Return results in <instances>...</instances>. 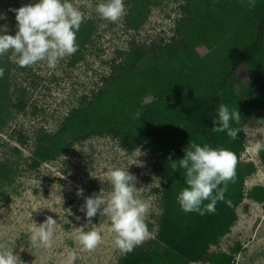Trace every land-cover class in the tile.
I'll list each match as a JSON object with an SVG mask.
<instances>
[{"label": "trees", "instance_id": "trees-1", "mask_svg": "<svg viewBox=\"0 0 264 264\" xmlns=\"http://www.w3.org/2000/svg\"><path fill=\"white\" fill-rule=\"evenodd\" d=\"M151 2L132 0L126 16L130 28L142 24ZM182 8L176 37L147 49L116 51L119 67L105 79L104 87L88 100L83 97L84 103L69 111L55 133L40 131L28 163L35 168L75 142L104 134L117 138L125 150L141 147L153 157L164 185L156 229L162 245L133 249L123 255L121 264H232L239 243L229 252L209 253L210 245L233 226L244 197L264 202L263 186L245 192L244 180L254 167L248 164L243 169L239 161L245 127L264 119V0H255L254 5L249 0H187ZM84 30L81 25L79 35ZM5 63L0 57L5 70L0 99L7 88ZM243 68L247 82L241 87L235 76ZM219 103L241 114L238 124L231 122L239 129L236 139L209 131ZM191 141L225 147L237 156L235 177L211 214L185 213L176 200L185 186L184 172H173L169 158H182ZM259 157L264 163V151ZM9 180V165L0 162V187Z\"/></svg>", "mask_w": 264, "mask_h": 264}, {"label": "rangeland", "instance_id": "rangeland-1", "mask_svg": "<svg viewBox=\"0 0 264 264\" xmlns=\"http://www.w3.org/2000/svg\"><path fill=\"white\" fill-rule=\"evenodd\" d=\"M186 1L152 0L142 24L132 29L126 22L132 0H125V14L116 22L96 14V0H72L85 14L81 24L85 26L84 35L77 33L76 53L64 57L54 70L44 62L20 67L10 53L3 56L7 88L5 97L0 99V162L9 165L10 180L0 187V248L13 247L23 264H68L72 251L76 252L74 264H121L125 253L114 246L106 218L98 213L91 218L93 224L87 225L97 227L103 236L93 250L79 245L75 231V227L87 223L80 211L84 197L100 191L106 195L111 191L108 172L114 166H128V171L138 180L137 195L152 202L146 216L152 235L134 249L161 247L156 229L162 213L164 185L153 157L145 149L137 147L144 153L137 157V148L128 151L112 135H95L64 148L53 159L41 161L35 168L28 163L37 134L40 131L49 135L55 133L69 111L84 103L83 97L88 100L104 87L105 79L119 67L117 50L147 49L176 37L175 23L183 14L182 6ZM30 2L32 0H0V13L6 16L0 24L7 25L9 34H14L16 25L14 13L9 9ZM244 69L235 76L241 87L247 82ZM256 139L264 140V119L260 125L245 127V148L239 161L243 169L248 164L254 167L244 180L245 192L258 185L264 187V163L259 154L251 150ZM78 188H83V196L76 195ZM37 207L39 209L34 211ZM236 214L233 226L210 245L209 253L229 252L239 243L240 249L232 264H264V202L244 197ZM46 216L57 219L52 245H34L29 238L31 219L39 223Z\"/></svg>", "mask_w": 264, "mask_h": 264}, {"label": "clouds", "instance_id": "clouds-1", "mask_svg": "<svg viewBox=\"0 0 264 264\" xmlns=\"http://www.w3.org/2000/svg\"><path fill=\"white\" fill-rule=\"evenodd\" d=\"M249 2L255 4V0ZM94 9L100 18L116 22L125 14V0H96ZM9 11L14 13L15 32L9 34L7 25L0 24V57L10 53L20 67L44 62L54 70L64 57L78 51L77 33L85 14L72 0H32ZM4 19L5 14L0 13V20ZM4 72L0 67V78ZM240 119L237 108L230 109L227 104L219 103L209 131L226 132L231 139H236L239 129L232 127L231 122L238 124ZM251 150L256 154L264 151V140H254ZM183 151L182 158H169L173 172L178 169L184 172L185 186L177 194V203L185 213L211 214L217 202L225 199L227 183L235 177L237 156L228 148L196 141L189 142ZM143 154L137 148V157ZM108 179L111 191L106 195L100 191L84 197L80 211L87 223L75 227L76 239L85 250H93L102 242L101 231L95 226L87 227L99 213L108 220L107 230L113 234L114 246L122 253H129L152 235L146 222L152 202L137 195L138 180L128 171V166L110 168ZM83 192V188H78L76 195L83 196ZM56 227L57 219L53 216H46L39 223L31 219L29 238L34 245L50 247ZM75 259L76 252L72 251L68 264H74ZM0 264H23V261L13 252V247H6L0 248Z\"/></svg>", "mask_w": 264, "mask_h": 264}]
</instances>
